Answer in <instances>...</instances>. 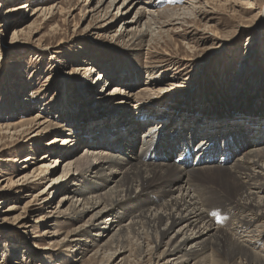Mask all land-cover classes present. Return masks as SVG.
Instances as JSON below:
<instances>
[{
  "label": "rangeland",
  "instance_id": "rangeland-1",
  "mask_svg": "<svg viewBox=\"0 0 264 264\" xmlns=\"http://www.w3.org/2000/svg\"><path fill=\"white\" fill-rule=\"evenodd\" d=\"M140 1L159 12L183 9L199 0ZM200 1L197 18L182 15L173 21L169 36L142 45L129 41L125 30L131 25L123 24L135 10L108 28L89 13L92 0H0V125L42 113L58 126L38 137L23 130L0 136V200L5 199L0 204V264H118L119 259L107 263L94 258L99 227L85 232L77 248H66V233L87 217L80 221L59 214L49 217L54 208L35 200L62 173L72 142L80 136L83 145L78 152L94 150L87 147L91 135L115 131L124 119L127 101L113 112L108 100L98 105L95 97L101 93L113 92L116 86L138 92L150 79L155 81L152 87L167 86L153 98L143 96L142 108L132 107L138 120L169 121L164 111L192 118L264 116V0ZM128 81L134 85L128 87ZM106 103L109 107H104ZM87 128L93 130L81 136ZM45 154L50 157L43 159ZM28 158L32 159L25 161ZM38 167L49 170L34 173ZM72 182L69 178L62 186L72 188ZM77 182L73 187L83 181ZM211 183L214 188L200 186L208 195L218 191ZM59 194L53 193L50 206H57ZM20 215L25 218L19 220ZM230 218L217 216L215 222L225 225ZM261 238L254 237L252 246L264 253ZM134 241L126 244L127 251L119 258L128 256L130 264H145L149 257L137 260ZM208 255L207 264H218L213 254Z\"/></svg>",
  "mask_w": 264,
  "mask_h": 264
},
{
  "label": "bare ground",
  "instance_id": "bare-ground-1",
  "mask_svg": "<svg viewBox=\"0 0 264 264\" xmlns=\"http://www.w3.org/2000/svg\"><path fill=\"white\" fill-rule=\"evenodd\" d=\"M121 1L92 0L88 5L89 13L105 21L109 28L135 10L134 16L124 19L123 24L131 25V29L125 30L129 41L142 45L155 37L169 36L175 27L173 21L182 15L197 18L202 10L197 6L202 4L200 0L183 9L159 12L148 10L149 2H145L148 4L145 6L140 0ZM126 84L128 87L134 85L130 81ZM153 85L155 81L150 79L134 93L116 86L113 92L95 97L98 105L103 100L111 102L113 112L127 101L123 121L118 122L115 131L91 135L87 147L94 150L85 148V152L79 153L78 147L83 145L80 136L72 142L62 173L53 179L50 188L37 193L35 200L54 208L48 211L49 217L59 214L74 221L87 217L66 233L65 239L69 242L64 244L66 248L80 245L85 232L99 227L101 231L95 234L94 240L100 244H95L98 248L94 258L100 257V262L119 259L118 264H128V256L119 257L127 251L126 244L134 239L137 260L149 257L145 264H207L209 253L216 257L218 264H264V253L252 246L254 237L261 241L264 237V116L237 113L236 119L229 117L230 114V119L212 118L214 115L211 119L202 115L192 118L186 113L171 115L164 111L169 121L159 122L154 117L138 120L132 107L142 103L143 96L153 98L167 87ZM113 100L116 101L112 105ZM137 108H142L141 104ZM210 111L217 113L213 109ZM140 114L145 116V113ZM56 126L39 113L19 122L0 125V136L6 134L4 131L23 130L38 137ZM140 129H144L143 137L137 138ZM92 130L81 131V136L89 135ZM190 157H194L193 161L188 160ZM48 170L38 167L34 173ZM69 178L73 181L72 188L63 187ZM77 181L83 182L73 187L78 185ZM211 182L218 186V191L208 195L200 186L207 187ZM53 193L54 196L62 195L55 207L50 206ZM3 203L5 199L0 200V204ZM223 215H230V221L225 225L216 224L215 218ZM17 218L24 219L25 215Z\"/></svg>",
  "mask_w": 264,
  "mask_h": 264
},
{
  "label": "snow or ice",
  "instance_id": "snow-or-ice-1",
  "mask_svg": "<svg viewBox=\"0 0 264 264\" xmlns=\"http://www.w3.org/2000/svg\"><path fill=\"white\" fill-rule=\"evenodd\" d=\"M212 215H216L215 213H212Z\"/></svg>",
  "mask_w": 264,
  "mask_h": 264
}]
</instances>
